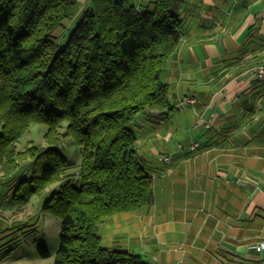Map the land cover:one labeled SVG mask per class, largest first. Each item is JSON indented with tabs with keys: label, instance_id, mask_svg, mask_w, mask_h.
Instances as JSON below:
<instances>
[{
	"label": "trees",
	"instance_id": "trees-1",
	"mask_svg": "<svg viewBox=\"0 0 264 264\" xmlns=\"http://www.w3.org/2000/svg\"><path fill=\"white\" fill-rule=\"evenodd\" d=\"M76 3L0 0V172L9 176L33 161L14 198L26 206L45 197L43 209L61 219L55 264H152L106 246L102 225L154 202L137 128L141 117L163 119L173 108L164 71L183 38L178 0L143 10L128 0H90L60 44L54 34ZM187 97L196 99L185 95L179 105ZM38 123L47 126L46 145L20 150ZM66 140L77 146L72 157Z\"/></svg>",
	"mask_w": 264,
	"mask_h": 264
},
{
	"label": "crops",
	"instance_id": "crops-1",
	"mask_svg": "<svg viewBox=\"0 0 264 264\" xmlns=\"http://www.w3.org/2000/svg\"><path fill=\"white\" fill-rule=\"evenodd\" d=\"M128 1L143 10L156 0ZM176 4L183 38L164 71L173 108L163 119L141 117L137 128L154 202L107 217L103 242L152 264H264V246L256 248L264 244V82L253 72L264 64V0ZM76 5L74 19L90 0ZM185 95L196 103L179 105ZM32 170L30 160L9 176L0 172L3 259L35 220L37 228L46 221L45 197H36V216L14 198Z\"/></svg>",
	"mask_w": 264,
	"mask_h": 264
},
{
	"label": "rangeland",
	"instance_id": "rangeland-1",
	"mask_svg": "<svg viewBox=\"0 0 264 264\" xmlns=\"http://www.w3.org/2000/svg\"><path fill=\"white\" fill-rule=\"evenodd\" d=\"M76 7L77 5L74 6V9ZM74 12L75 11H72V13ZM74 17L75 16L70 15L63 22V26L54 34L53 39H57L60 44L65 42L66 36L70 32L68 31V29L72 30L76 22V19H74ZM46 132V125L39 123L33 124L31 128L20 139V142L18 144L19 149H25L28 144L45 146L46 141L44 135ZM64 144H66L67 147L65 154L69 157H72L71 155L75 154L77 146L71 144L68 140H66ZM78 159L80 162V158ZM71 169L76 170L77 167L75 166ZM36 197L38 196H34L29 204H27V208L29 209L28 211H30L29 214L33 216H36ZM43 212L46 218L43 226L37 228V225L40 222H37L35 220V223L32 227L33 231L31 232L30 236L27 238H22L23 241L19 247L10 250V252L5 251L4 259L0 256V264H55V259L60 244L61 219L54 216L47 210H43ZM43 248H46L48 251L49 255L47 257H44L42 255Z\"/></svg>",
	"mask_w": 264,
	"mask_h": 264
},
{
	"label": "built area",
	"instance_id": "built-area-1",
	"mask_svg": "<svg viewBox=\"0 0 264 264\" xmlns=\"http://www.w3.org/2000/svg\"><path fill=\"white\" fill-rule=\"evenodd\" d=\"M254 71H255V73L258 74V76H260L262 79H264V66H259ZM195 103H196V99L194 97H187V98L183 99V101H182V104H186V105L195 104ZM179 146H180V148H182V145H179ZM198 146H199V144L197 142H194L191 144L190 148L192 150H195L198 148ZM166 159H170V157L163 155V160H166ZM263 246H264V244L263 245L260 244V245H257L256 248L258 250H261Z\"/></svg>",
	"mask_w": 264,
	"mask_h": 264
}]
</instances>
